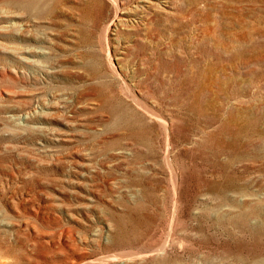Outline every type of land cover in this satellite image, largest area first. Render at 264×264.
<instances>
[{
  "label": "rangeland",
  "instance_id": "1",
  "mask_svg": "<svg viewBox=\"0 0 264 264\" xmlns=\"http://www.w3.org/2000/svg\"><path fill=\"white\" fill-rule=\"evenodd\" d=\"M161 2L0 0V262L241 264L264 248L223 224L264 202V0ZM117 3L132 12L105 39ZM138 86L175 121L171 164L161 124L135 116ZM171 166L186 246L156 255Z\"/></svg>",
  "mask_w": 264,
  "mask_h": 264
},
{
  "label": "bare ground",
  "instance_id": "2",
  "mask_svg": "<svg viewBox=\"0 0 264 264\" xmlns=\"http://www.w3.org/2000/svg\"><path fill=\"white\" fill-rule=\"evenodd\" d=\"M123 1V0H121ZM177 1V0H176ZM116 2V1H115ZM118 2V1H117ZM123 3V2H122ZM173 3L174 0H163V2H161L162 7L163 9L165 8H171V9H166L168 15L172 14V9H173ZM130 4V2H129ZM115 5V4H114ZM126 5V4H125ZM124 5V6H125ZM131 5V4H130ZM129 6V5H128ZM126 7V8H120L118 6V3H117V6H116V11L118 12V15L115 14V17L104 27L103 31H102V35L105 37V39L109 38L108 37V32L111 28L112 25L115 26V20H119L120 22H123L124 23L126 21L129 20L128 18V13L129 12H132V8L131 6L130 7ZM134 7V6H133ZM152 9V7H151ZM155 8H153L154 10ZM119 11H122L120 12L119 14ZM116 13V12H115ZM181 14V13H180ZM151 15H153L151 13ZM157 15V14H156ZM160 15H158L157 17H159ZM176 17V15H175ZM184 17V16H183ZM10 18V17H9ZM161 18V17H160ZM174 19V17H172ZM171 18V19H172ZM135 20V18H134ZM177 20V19H176ZM160 22V21H159ZM159 22H158V19L155 17V18H150L149 19V22L148 24H150L151 26H148V28L150 29V32H151V35L152 36H155L156 34L158 35L160 33V28H159ZM162 22V21H161ZM171 22V21H170ZM162 24V23H161ZM25 25V24H24ZM162 26V25H160ZM117 27V26H116ZM180 27V25H179ZM172 28V27H171ZM177 29V28H176ZM152 30H155V31H152ZM174 32V31H173ZM172 33V32H171ZM206 35L207 38L209 39H213V35H212V32L208 31V32H204ZM125 36V35H124ZM246 36L247 34H245L243 36V39L246 40ZM153 38V37H152ZM163 38V37H162ZM104 39V38H103ZM204 39V38H203ZM158 40V39H157ZM162 40V39H161ZM106 41V40H105ZM101 42V41H100ZM108 46V45H107ZM217 47V46H216ZM223 47H226V46H223ZM109 48V47H108ZM103 49V48H102ZM109 52V51H108ZM125 53V52H124ZM226 53V52H225ZM248 50H245L243 52H240L239 55L240 57L242 58H245L244 60L248 59L246 57H248ZM242 55H245V56H242ZM121 57V56H120ZM114 69L117 70L118 68L116 66H114ZM114 71V70H113ZM114 73V72H113ZM119 74V73H118ZM224 74V73H223ZM213 78L210 80V77ZM219 76L220 75H209L207 77V86L210 90H213L215 88V86H219L220 87V90H223V87H221V85H218V82H219ZM203 78V77H202ZM122 85V84H121ZM136 85H139V82L136 84ZM130 86V85H128ZM197 88L199 89V84L197 82L196 84ZM234 87V86H233ZM207 88V89H208ZM234 90V89H233ZM230 92V91H229ZM137 93L134 92L132 90V93H130V97L132 98V102H134V106L136 109H134V111L136 112L135 116L137 115L138 117H140V115H143V116H146V117H149V118H153V119H156L162 126L163 130H164V138L166 140V144H167V153H166V159H167V162H171L170 161V153H171V145L173 144L172 143V135H173V121H168L166 120V118L160 116L149 104V101H148V98L149 97V93L148 92H145L143 90V88L141 86H138V90H137ZM232 93V92H231ZM235 94V93H234ZM239 96V95H238ZM25 117V115L23 116ZM175 122V121H174ZM247 126V125H246ZM244 128V127H243ZM165 160V159H164ZM168 163V164H169ZM171 164V163H170ZM169 164V165H170ZM229 165V164H228ZM171 172H172V176H173V199H174V211L176 209V205H177V202H178V197L177 194H178V186H179V179H180V175H179V171H177V169L175 167H172L171 166ZM180 193V192H179ZM264 193V192H263ZM262 193V194H263ZM247 194H242L241 197H240V200H242V198L244 196H246ZM216 196L219 198H223V199H227L228 197H230V194L224 190H220V191H217L216 192ZM234 196V195H233ZM178 205H180L178 203ZM225 206V205H224ZM181 208H179L180 210ZM177 211V209H176ZM176 211L174 212V215H173V218L171 220V223H170V233L168 235V239L166 244H163L161 245V247L157 248V249H154V254L156 255H160L164 250H166L167 248V244L168 242L170 244H178L180 245V247H183L186 243H185V240L182 239V238H177L176 237V231L178 229V227L180 226V222L178 221L177 219V216L178 215H175L176 214ZM225 213V212H224ZM241 213V212H240ZM236 214V213H235ZM235 214H232V215H235ZM238 214V213H237ZM223 215V214H222ZM231 215V216H232ZM220 216V215H219ZM229 218V217H228ZM232 218V217H231ZM222 219V218H221ZM223 224L224 225H233L241 230H250L251 233L253 234L254 237H257V238H261L263 239L264 238V202H260V203H257L255 204V206H252L250 208V210L248 209V211L246 212H243L242 214H240L239 216L236 217V219H228V220H223ZM184 225V224H183ZM169 230V229H168ZM184 230H185V227H184ZM231 232V231H230ZM234 233V232H233ZM229 234V232H228ZM250 234V233H249ZM258 240V239H257ZM260 240V239H259ZM263 245H264V242H263ZM186 246V245H185ZM184 246V247H185ZM253 246V245H252ZM255 248V246H254ZM253 249V248H252ZM231 252V249L229 250ZM229 253V252H228ZM165 254V253H164ZM105 255V254H104ZM230 255V253H229ZM128 256V255H127ZM154 256V255H153ZM237 256V255H236ZM240 255H238L237 257H239ZM108 258V257H107ZM229 258V257H228ZM108 259H112V258H108ZM239 261L241 262V264H264V248L263 246L258 249L257 251H249L247 253V255L245 256H241L238 258ZM104 260V259H103ZM130 260L129 259H126L124 262H129ZM96 263V262H95ZM201 263V262H200ZM0 264H4L2 262H0ZM86 264V263H85ZM91 264V263H90Z\"/></svg>",
  "mask_w": 264,
  "mask_h": 264
}]
</instances>
